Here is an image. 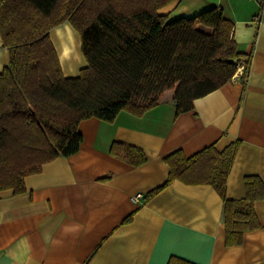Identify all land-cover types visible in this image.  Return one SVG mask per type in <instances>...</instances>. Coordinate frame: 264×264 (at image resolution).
Segmentation results:
<instances>
[{"label":"crops","instance_id":"obj_1","mask_svg":"<svg viewBox=\"0 0 264 264\" xmlns=\"http://www.w3.org/2000/svg\"><path fill=\"white\" fill-rule=\"evenodd\" d=\"M215 6L233 22V38L251 54L245 84L239 73L176 114L173 89L140 116L121 110L113 121L83 119L82 141L24 178L25 190H0V264H167L177 256L197 264H264V198L253 203L259 227L241 244L226 245L222 198L209 184L174 180L164 156H190L239 140L225 196H244V177L264 183V11L253 0H173L159 9L169 19ZM65 77L86 66L78 31L65 21L49 32ZM9 52L0 48V71ZM116 142L140 148L133 166L110 152ZM141 194L138 201L132 200ZM130 218L125 221L127 217Z\"/></svg>","mask_w":264,"mask_h":264},{"label":"trees","instance_id":"obj_2","mask_svg":"<svg viewBox=\"0 0 264 264\" xmlns=\"http://www.w3.org/2000/svg\"><path fill=\"white\" fill-rule=\"evenodd\" d=\"M173 0H0V48L9 52L0 71V190H25L24 178L58 157L76 153L83 119L113 121L121 110L140 116L173 89L175 113L238 74L245 84L251 54L233 38V22L210 6L192 17L169 19L159 9ZM68 21L79 33L86 66L65 77L49 32ZM240 144H213L190 156H164L166 181L209 184L222 198L226 245L241 244L259 227L254 201L264 198L259 177H244L242 198L225 196ZM110 152L133 166L145 162L135 146L114 142ZM127 217L125 219L128 220ZM167 264H197L170 256Z\"/></svg>","mask_w":264,"mask_h":264},{"label":"built area","instance_id":"obj_3","mask_svg":"<svg viewBox=\"0 0 264 264\" xmlns=\"http://www.w3.org/2000/svg\"><path fill=\"white\" fill-rule=\"evenodd\" d=\"M253 1H255L258 4L261 11H264V0H253ZM241 72H242V67L238 69V73L240 74ZM140 197H141V194L138 193V194L133 195L131 199L138 201Z\"/></svg>","mask_w":264,"mask_h":264}]
</instances>
